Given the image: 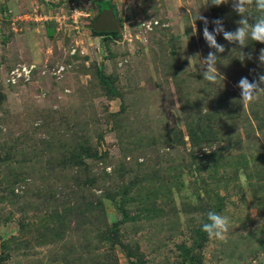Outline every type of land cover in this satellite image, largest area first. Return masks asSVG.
I'll return each mask as SVG.
<instances>
[{
  "label": "rangeland",
  "instance_id": "1",
  "mask_svg": "<svg viewBox=\"0 0 264 264\" xmlns=\"http://www.w3.org/2000/svg\"><path fill=\"white\" fill-rule=\"evenodd\" d=\"M111 2L119 30L97 35L94 0H0V264H264V94L238 87L264 44L218 34L212 83L196 18L235 31L231 0ZM207 105L235 109L210 140ZM209 211L225 241L200 230Z\"/></svg>",
  "mask_w": 264,
  "mask_h": 264
},
{
  "label": "clouds",
  "instance_id": "2",
  "mask_svg": "<svg viewBox=\"0 0 264 264\" xmlns=\"http://www.w3.org/2000/svg\"><path fill=\"white\" fill-rule=\"evenodd\" d=\"M210 2L214 6H220L229 3V0H210ZM231 3L233 10L241 17V19L237 21L239 27H237L235 31H226L223 27V21L220 19L211 22L215 27L212 31H209V21L203 16H198L196 18L202 20L204 23L203 37L208 46L216 50L215 52H209L206 58L201 61V68H206V70L202 72L204 80L212 83H215L218 78L221 77L216 67L220 60L217 53H223L225 51L224 46L217 42L216 36L218 34L222 33L226 41L229 43H236L241 48L247 46L246 41L248 39L264 44V0H231ZM253 4H255L256 9L261 14L250 23L249 17L246 16L245 13ZM193 30L195 32V23ZM245 58L252 59V56L248 54L247 57H245L243 54L240 60L243 61ZM258 59L261 64H264V49L260 50ZM261 85H264V75H260L256 81H249L246 77L241 78L238 87L241 90L240 101L242 105L250 104L256 101L261 94H264V87ZM229 229V218L215 211H209L207 213V222L202 224V231L205 232L210 239L220 241L226 240Z\"/></svg>",
  "mask_w": 264,
  "mask_h": 264
},
{
  "label": "trees",
  "instance_id": "3",
  "mask_svg": "<svg viewBox=\"0 0 264 264\" xmlns=\"http://www.w3.org/2000/svg\"><path fill=\"white\" fill-rule=\"evenodd\" d=\"M94 1L99 5V7H100L101 10H103L104 8L112 7L111 0H94ZM253 6H251V7H252V9L254 10L255 13H253L252 18L255 19L261 13L258 12V10L255 7V4H253ZM93 32L95 34H97V35L116 34V32H96V31H93ZM254 44L255 45H252V48H254L257 51L258 50L259 43H254ZM256 51H255V53H256ZM97 75H98L99 79H101L103 82H107L106 81L107 76L105 75V73L103 71H100ZM219 93H220V91H219ZM209 95H210V93H209ZM223 97L224 98L225 97L226 98H229V95L224 94ZM261 103H263V102H261V101H254L251 104L252 105H255V107H257ZM207 106H208V110L205 113H203L202 111H200L199 113H197V115L199 116L197 122L200 125H203L204 126L203 127L204 132H205V134H209L210 135V137H209V140H210V139L215 138L217 136L218 126L216 124V120H218V119H227L228 120V118H231L234 115L235 109H230V110L226 109L225 111L219 113L218 111L212 110L209 107V105H207ZM262 106H264V103L262 104ZM254 117L258 121V124H259L260 129L263 128L264 127V116L260 115L259 113H255ZM195 144H197L196 141H195ZM229 151H230L229 148H227L226 149L227 155H225V156H227L234 163V165L236 167H238V165H242V166H246V167L249 165V162H248L247 158L244 157L242 155V153H238L237 155L233 156V155H229L228 154ZM215 157H217V156H215ZM219 157H221V156H219ZM261 184L262 183H259V184L256 183V185H261ZM200 230L202 231V228ZM203 233H205V232H203ZM204 239H205V236H203L200 240L202 241ZM12 240L16 241L15 240V237H13ZM137 264H139V263H137Z\"/></svg>",
  "mask_w": 264,
  "mask_h": 264
},
{
  "label": "water",
  "instance_id": "4",
  "mask_svg": "<svg viewBox=\"0 0 264 264\" xmlns=\"http://www.w3.org/2000/svg\"><path fill=\"white\" fill-rule=\"evenodd\" d=\"M88 27L96 32H115L119 30V22L115 19L113 7L104 8L96 20Z\"/></svg>",
  "mask_w": 264,
  "mask_h": 264
}]
</instances>
